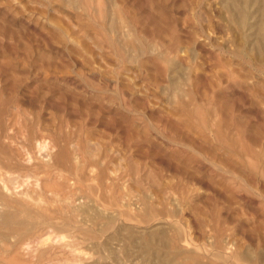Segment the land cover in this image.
<instances>
[{
  "label": "rangeland",
  "instance_id": "rangeland-1",
  "mask_svg": "<svg viewBox=\"0 0 264 264\" xmlns=\"http://www.w3.org/2000/svg\"><path fill=\"white\" fill-rule=\"evenodd\" d=\"M225 1L0 0V264H264V0Z\"/></svg>",
  "mask_w": 264,
  "mask_h": 264
},
{
  "label": "bare ground",
  "instance_id": "bare-ground-1",
  "mask_svg": "<svg viewBox=\"0 0 264 264\" xmlns=\"http://www.w3.org/2000/svg\"><path fill=\"white\" fill-rule=\"evenodd\" d=\"M240 0H226L225 1V8L228 10H231L233 12V14L237 17V16H242V14H239V8L235 7V3L239 2ZM262 1V0H261ZM244 11V9H243ZM235 16H233L235 18ZM246 17V16H245ZM245 23V22H244ZM240 51V50H239ZM241 55L243 54L242 52H239ZM247 56V55H246ZM240 57V56H239ZM242 59V58H241ZM249 60V59H248ZM248 62V61H247ZM250 63V62H249ZM252 65V63H251ZM229 76V74H228ZM230 78V77H229ZM220 84V83H219ZM211 91V90H210ZM3 131V130H2ZM7 132V131H6ZM3 134V133H2ZM41 143V142H40ZM7 155V154H6ZM27 168V167H26ZM8 215V214H7ZM5 220H9V218H7L5 216L4 218ZM46 221V220H44ZM215 238V237H214ZM152 247L154 245L150 244ZM158 246H162V247H173L172 244L170 243V239L167 238H163L161 240H159ZM221 246V245H219ZM176 249V248H175ZM217 250V249H216ZM220 251V250H219ZM217 252V251H216ZM223 252V251H222ZM180 253V259L175 260V264H212V263H204L200 260L199 256L196 255L194 252L192 253V251H184V252H179ZM178 253V254H179ZM185 258V260H184ZM174 262V260H172ZM256 264V263H255Z\"/></svg>",
  "mask_w": 264,
  "mask_h": 264
}]
</instances>
